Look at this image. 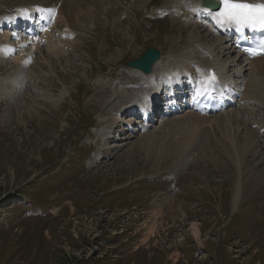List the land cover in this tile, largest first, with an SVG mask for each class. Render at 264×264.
Masks as SVG:
<instances>
[{"label": "rangeland", "instance_id": "rangeland-1", "mask_svg": "<svg viewBox=\"0 0 264 264\" xmlns=\"http://www.w3.org/2000/svg\"><path fill=\"white\" fill-rule=\"evenodd\" d=\"M163 1L85 0L88 8L73 1L83 27L75 28L80 39L64 48L65 56H50L47 64L48 57L35 52L34 63L22 68L0 57V264H154L148 258L151 244L167 247L172 264H181V251L198 242L194 221L201 222L200 240L213 258L215 235L222 231L219 209L227 230L218 264H264V183L256 180L264 173V133L242 129L245 122H264V70L251 95L259 104L247 118L213 131L209 122L194 130L169 116L147 128L157 134L151 144L143 139L146 133L139 134L143 130L117 143L107 140V131L118 125L124 135L123 120H132L129 115L118 124L111 121L135 95L126 86L138 79L126 62L149 48L174 56L193 41L182 20H152L147 14ZM10 8L0 3V15ZM201 37L209 45L216 40L210 31ZM250 144L251 152L241 157ZM236 155L244 160L238 211L232 204ZM99 199L107 212L97 207ZM139 207L148 211L145 223L138 214L112 222ZM180 224L184 230L176 228ZM160 226H169L168 244L153 236ZM136 227L143 233L135 237Z\"/></svg>", "mask_w": 264, "mask_h": 264}, {"label": "bare ground", "instance_id": "bare-ground-1", "mask_svg": "<svg viewBox=\"0 0 264 264\" xmlns=\"http://www.w3.org/2000/svg\"><path fill=\"white\" fill-rule=\"evenodd\" d=\"M0 1H1L0 3L3 4V6L4 5L6 6V8L8 7L22 8V7H32V6L39 5L45 8L55 9L57 6H60V12H59L58 20H57L58 23L66 24V28L76 32L77 34L78 32L76 31L75 28L81 27L82 25L80 23L82 21L79 20L80 16L76 13L77 8L73 6V1H75L74 3H76V5L78 6L81 5V2H82V4H84L86 8L89 7L88 5H86L85 0H0ZM202 1L203 0H164V4L159 10L163 9L164 11H172L173 13L183 18H186L190 21L199 22V23L192 22V24H187L188 26L191 27V31L188 33V36L190 38H193V41H190L188 46L186 48L184 47L183 50L179 51L177 55L171 56L170 60H167L164 56H162L161 60L157 64H155L151 74L148 76L141 75L140 73L132 70V72L135 73L136 77H143V83H141L139 87L145 88V90L141 89L138 92V95H139L138 99H141V104L143 107L139 105H133L136 103L135 100L133 99L128 104V106L124 108V111L126 112H123V114H127L128 112L129 113L128 115L131 116L134 113L136 115H139V118L142 117L146 121H155V119H153L155 115H150L149 111L148 110L146 111V106L148 105L150 98L154 97L153 90L155 89L154 84L156 80L163 79V78L165 79L167 76H170L173 74L177 76L186 75V74H182L181 72H187L189 74H192L193 76L194 75L196 76L197 80L195 82H189L191 88H193L196 85V82L201 77H204V75H205L204 78H206L209 74V71L212 69L216 71L214 77L221 78V80L225 82L226 87L230 88L237 96L236 101L233 104L229 105L230 107L229 111H225L221 115L214 116L212 119H210L211 117L210 118L199 117V116H196L190 113L179 116L177 115L178 110H179L177 107L174 109L168 108L166 110L167 114H171V116L179 117L180 118L179 121L182 124H184L185 119L191 120V121H198L197 128L200 125L199 122H203L205 126H206V123L209 122L211 123L208 125L209 130H211L212 128V130L214 131L215 129H218L221 126H223L224 124L229 123L231 119L239 118L242 115L244 117L246 115V118H247L248 110H250L253 106H256L257 104H259L255 100L251 99V95H252V92L256 90L257 88L254 79L257 78L258 73H261L264 70V58L249 61L241 56L233 57V54H234L233 47L229 46L230 39L227 37H224L225 39L219 37V36H222L220 32L218 33L219 36L216 37L215 43L213 45H209V43L206 44L204 40H202L201 32L209 30L212 33V31H215L216 28L219 26L220 18L224 16H219L216 14H212L208 11L202 10L199 6L200 2L202 3ZM218 1L224 2V0H218ZM241 1L245 3H250V4H254L259 1L264 3V0H232L233 3H242ZM157 11H155V14L157 13ZM95 18H97V15H95ZM92 24L95 25V23H92ZM104 25H107V24H104ZM14 36H16V34L4 35L5 38L14 37ZM55 38L56 36H51L49 39L46 38L45 39L46 45L44 46L45 48L37 49L36 51L37 55L45 54V56L48 57V59L45 57L47 64L51 63L52 57L57 56L58 53H61L62 56L63 55L65 56L66 54H65L64 48L66 46H69V44L75 45V43L79 41L80 36L77 35L76 39L69 43L56 41ZM26 53L27 54L25 56L14 58L13 64H15L17 68H22L25 66L30 67L31 64H33L34 61L36 60L35 59L36 54H34V50H32L30 54L28 52ZM231 77L235 79L240 78L239 83L237 85L239 86V88L243 86L244 94L242 96H239L240 95L239 88L234 91L236 86L233 85V82L231 81ZM183 83L184 82H178L177 80H174L173 82L174 87L172 89L176 90V88H181L180 85H182ZM146 87H150L151 90L146 89ZM227 88H225L226 91H228ZM194 89H196V87H194ZM184 102L185 104L189 103V101L187 100H185ZM161 106L163 107L166 106V102H164V104ZM136 110H139L140 112L135 113ZM263 110H264V107H263ZM121 119L122 118L117 117V116L111 117V121L113 123H118L121 121ZM123 121L125 122V126H130V127L136 126V123L134 120H123ZM179 121H177V123H179ZM174 122L170 123L169 126H172L171 124H173ZM260 124L261 125H259V129H257L253 123L245 122L242 129L246 130L245 132L248 133L250 131V128H253V129H256L258 135H260V132H262L263 131L262 129H264V122H261ZM188 126L186 125L185 127L187 128ZM148 127L150 126L146 125L139 129H135L134 131L135 132L142 131V130L145 131ZM194 130H193V133L196 132V131L194 132ZM186 131L188 132L189 129ZM242 132H243L244 137H246L247 141H249L248 135L244 131ZM142 136H143V139H149L148 142L151 144V141L152 142L154 141L157 134L156 133H146L145 135H142ZM196 136L197 135L194 134L193 135L194 138H190V140L191 139L195 140ZM187 137L189 138L192 136L188 135ZM190 140L188 141L189 145H190ZM142 141H145V140H142ZM186 141L187 139L184 142ZM144 143L147 144V142H144ZM191 143H194V142L191 141ZM185 144L188 145L187 142ZM190 146H187V147H190ZM251 147H252L251 144L245 145L240 154L241 157H244L245 155L249 154L251 152ZM254 154L250 158L249 162H252V159L256 158V154L255 155ZM240 155L235 156L236 158L235 162L237 163V166L235 168L238 173L237 175L238 178L236 180L235 186L233 185L234 187L232 189L233 190L232 204L235 209L238 208L237 206L239 205L244 195V189H245L242 185L243 178L241 176L242 175L241 166L244 163V160H241ZM262 155L263 154L259 152V156H262ZM260 162L261 163L264 162V157L260 160ZM257 177L258 178L256 180L264 183V173L261 175V177L260 175L259 176L257 175ZM184 183L189 184V185L192 184L191 182L187 180H184ZM192 227H193V234L195 235L197 239H200L199 236L201 233H200L197 223H193Z\"/></svg>", "mask_w": 264, "mask_h": 264}, {"label": "snow or ice", "instance_id": "snow-or-ice-1", "mask_svg": "<svg viewBox=\"0 0 264 264\" xmlns=\"http://www.w3.org/2000/svg\"><path fill=\"white\" fill-rule=\"evenodd\" d=\"M225 12L224 17L229 21H234L240 26L264 27V4L249 5L241 3H233L232 0H224ZM260 54H264V48L259 50ZM253 55L257 54L255 50Z\"/></svg>", "mask_w": 264, "mask_h": 264}, {"label": "water", "instance_id": "water-1", "mask_svg": "<svg viewBox=\"0 0 264 264\" xmlns=\"http://www.w3.org/2000/svg\"><path fill=\"white\" fill-rule=\"evenodd\" d=\"M160 58V53L157 50L150 49L141 59L129 62L127 65L132 68L140 69L148 74L151 71L152 65Z\"/></svg>", "mask_w": 264, "mask_h": 264}, {"label": "crops", "instance_id": "crops-1", "mask_svg": "<svg viewBox=\"0 0 264 264\" xmlns=\"http://www.w3.org/2000/svg\"><path fill=\"white\" fill-rule=\"evenodd\" d=\"M206 245L207 244H204V247H205V249H206ZM150 246H149V250H150ZM192 248H194V246H192V247H187V249L186 250H182L186 255H191V249ZM159 252H161L163 255L162 256H159ZM158 253V255H156ZM190 253V254H189ZM153 256H152V258L150 259V262L151 263H153L154 262V264H160V262H159V260L161 259V260H163V264H167L169 261H168V257H169V252H167V251H153ZM151 254V255H152ZM133 260V259H132ZM151 260H153V261H151ZM132 264H136V261L135 260H133V262H132ZM190 264H194L193 262L191 263V260H190Z\"/></svg>", "mask_w": 264, "mask_h": 264}]
</instances>
